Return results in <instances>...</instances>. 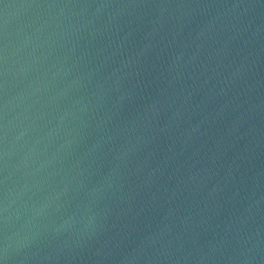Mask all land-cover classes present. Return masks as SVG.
<instances>
[{
    "label": "water",
    "instance_id": "95a60500",
    "mask_svg": "<svg viewBox=\"0 0 264 264\" xmlns=\"http://www.w3.org/2000/svg\"><path fill=\"white\" fill-rule=\"evenodd\" d=\"M0 264H264V0H0Z\"/></svg>",
    "mask_w": 264,
    "mask_h": 264
}]
</instances>
